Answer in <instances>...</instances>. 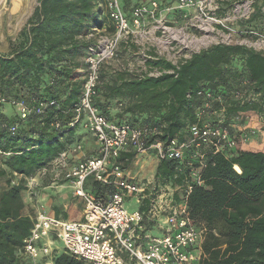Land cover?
I'll use <instances>...</instances> for the list:
<instances>
[{
  "label": "trees",
  "instance_id": "16d2710c",
  "mask_svg": "<svg viewBox=\"0 0 264 264\" xmlns=\"http://www.w3.org/2000/svg\"><path fill=\"white\" fill-rule=\"evenodd\" d=\"M151 1L121 0V4L130 16L132 6ZM158 1L164 7L175 0ZM233 1L223 0L220 9ZM107 2L40 0L17 39L9 42V52L0 53V149L4 153L0 178L11 176L0 195V264L25 263L22 249L34 227V217L24 213L26 181L70 149L72 138L84 130L70 123L83 95L84 58L97 45L90 35L104 27L109 35L115 34ZM254 8L246 23L251 26L264 17V0H255ZM132 50L138 51L139 45L132 38L123 41L116 58ZM146 67L147 71L137 73L128 67L113 68L110 62L103 65L95 106L109 121L157 126L163 141L182 137L195 122L200 106L197 93L210 90L226 97L224 126L245 124L241 114L250 112L264 122V52L244 44H213L177 66L151 51ZM153 70L160 75H151ZM236 91L246 98L236 100ZM2 99L7 102L3 104ZM21 100L33 107L44 103L46 108L42 115L32 114L24 120L18 113L14 117L6 114L7 104ZM219 119L211 121L219 123ZM14 125L18 126L15 132L11 130ZM248 143L239 144L229 157L223 153L210 156L202 174L204 184L195 185L189 195L190 215L208 233L197 264H264V145ZM125 157L129 158L126 168L136 155ZM176 166L173 160L160 161L156 179L173 181ZM184 177L176 183L183 185ZM87 188L100 199L108 198L112 190L97 182ZM53 260L55 264H86L64 250H57ZM45 262L43 258L40 264Z\"/></svg>",
  "mask_w": 264,
  "mask_h": 264
},
{
  "label": "built area",
  "instance_id": "2783aa9c",
  "mask_svg": "<svg viewBox=\"0 0 264 264\" xmlns=\"http://www.w3.org/2000/svg\"><path fill=\"white\" fill-rule=\"evenodd\" d=\"M195 5H205V9L213 6L208 0H177L172 7L167 6L162 11L160 2L152 0L132 6L128 16L121 0H108L107 12L116 28L115 34L109 35L104 27L90 35L96 39L97 45L85 58L87 69L83 95L75 106V116L70 123L71 126L81 125L92 135L98 144L97 154L70 166L71 155L82 149L81 145H76L63 151L39 173L42 176L53 174L54 180L63 178L68 181L75 196L86 204L85 213L82 221L72 222L46 213L36 215L34 227L22 249L24 264H40L43 258H46L45 264H55L53 256L58 249L53 250V245L57 238L64 242L66 253L86 264H197L201 261L207 227L191 217L189 195L195 185L204 184L202 174L210 156L223 153L229 157L230 151L239 144L251 141L249 131L255 130L253 121L245 120V124H232L229 128L224 126L226 97L214 91L200 90L195 122L182 137L163 141L159 127L115 124L95 106L102 83L101 69L104 64L115 61L120 43L131 38L138 40L145 31L146 21L152 19L155 26L151 40L168 44L167 49H171L179 39L172 37L170 30L182 35L185 32L167 26L164 12L187 11ZM166 34L170 40H162ZM173 64L178 66L180 63ZM150 74L160 75L152 71ZM233 97L244 100L246 95L236 91ZM1 102L5 104L7 100ZM12 105L23 120L32 114L42 115L46 108L44 103L33 107L24 100L12 102ZM213 117L220 118V122L213 123ZM249 117L248 113L241 114L242 120ZM54 125L61 127L59 122ZM17 129L16 125L11 128L13 132ZM150 152L158 162H177L174 182L164 183L157 180L156 175L151 179L130 175L124 165L129 160L125 155L135 153L140 157ZM3 155L0 149V158ZM183 174V185H179L176 180ZM38 180V177L28 180L29 190L38 185ZM91 181L112 188L108 198L100 199L89 192L86 187ZM127 198H136L138 207L135 210L128 209Z\"/></svg>",
  "mask_w": 264,
  "mask_h": 264
},
{
  "label": "rangeland",
  "instance_id": "374dc122",
  "mask_svg": "<svg viewBox=\"0 0 264 264\" xmlns=\"http://www.w3.org/2000/svg\"><path fill=\"white\" fill-rule=\"evenodd\" d=\"M1 1V0H0ZM37 1V2H36ZM177 0L172 4L167 5L172 7ZM212 1L213 6L205 9V5H195L189 8L187 11L176 10L166 13L164 22L167 26L172 27L175 30H182L185 32L187 41L190 43L195 38H204L207 36V42L205 43H195L186 44L181 40L176 41L171 49H167L168 44H161L157 41L151 40V33H153L155 23L152 19L146 21L145 31L141 33L142 35L137 39H133L134 42L138 41L139 50H132L131 52L119 55L115 61L110 62L113 68L116 67H128L130 71H136L141 73L147 71L146 56L154 51L155 53L161 54V56L172 60L174 63L178 64L183 59L188 58L195 52L201 51L211 47L213 44H239L247 45L248 47L254 48L256 51L264 52V17H261L256 25L251 26L246 24L250 17L255 13L254 3L255 0H236L233 1L231 6H222L223 0H208ZM225 1V0H224ZM11 2V3H10ZM40 0H30L26 5V10L19 9L17 12L13 11L12 0H7L0 5V53H8L10 50L9 42L15 41L22 31V28L26 25L28 20L33 16L35 8L39 5ZM252 4V5H251ZM8 5V6H7ZM133 5V4H132ZM162 7L164 11L165 7ZM249 6V8L247 7ZM225 9V11H223ZM19 13V14H18ZM13 15V16H11ZM264 16V15H263ZM20 17V18H19ZM204 24H203V22ZM20 24V25H19ZM256 26V27H255ZM207 31V32H206ZM149 33V34H148ZM153 36V34H152ZM168 38V39H167ZM170 40L169 34L162 38ZM197 44V45H196ZM166 48V49H165ZM85 59V58H84ZM87 66L85 65L84 70L81 71L83 77L86 75ZM157 74L156 70L152 71ZM86 78V77H85ZM8 110H10L9 116L14 117L17 115L18 110L15 107L7 105ZM244 120L253 121V126L255 127V132L250 144H256V147H262L264 145V122L258 116L253 115V117L245 118ZM92 137V135L84 130H80L76 138H86ZM76 138H72L74 145L77 143ZM248 143V144H249ZM78 144V143H77ZM82 150V149H81ZM157 157L150 152L148 155L136 157L134 161L127 167L131 174L134 176L135 173L142 171L143 174L148 173L149 176L154 174L156 168ZM11 176L0 178V195L7 189V180ZM39 184L33 185V188L29 190V181H26L27 191L23 194V200L26 205L24 213L36 216L38 211V204H35V194L41 190L43 185L40 184L41 181H48L47 176H42L38 174ZM17 183L19 179H14ZM51 182V181H50ZM43 192V191H42ZM41 192V193H42ZM127 207L130 211L135 210L138 207L136 198H127ZM53 245V250L62 251L64 248V242L61 239H55Z\"/></svg>",
  "mask_w": 264,
  "mask_h": 264
},
{
  "label": "crops",
  "instance_id": "0c3cea01",
  "mask_svg": "<svg viewBox=\"0 0 264 264\" xmlns=\"http://www.w3.org/2000/svg\"><path fill=\"white\" fill-rule=\"evenodd\" d=\"M8 109V106H6L4 111L6 112V114L9 115L8 112L10 110ZM248 115L250 117H253L254 113L250 112L248 113ZM252 127H254L253 123ZM76 141L78 144L76 143L75 146L81 145L82 150L76 154L71 155L70 166H73L76 162H79L81 159H86V157H94L97 154L98 150V144L93 137L76 138ZM158 164L159 162L157 161L156 168L154 170L155 172L151 176H149V173H151L150 171L146 174H143L142 171H140L138 173H135L134 176L131 174V171H128L130 175L134 178L139 177L142 179H151L157 173ZM47 177V179L49 180L41 181L40 184H44V186H42V188H39V190L41 191L35 194V204H38V211L36 215L40 213H46L49 216L59 218L65 221H82L86 209V204L83 202L82 199L75 196V191L72 185L63 178L59 180H54L53 174H49ZM91 182L87 184V187Z\"/></svg>",
  "mask_w": 264,
  "mask_h": 264
},
{
  "label": "bare ground",
  "instance_id": "6f19581e",
  "mask_svg": "<svg viewBox=\"0 0 264 264\" xmlns=\"http://www.w3.org/2000/svg\"><path fill=\"white\" fill-rule=\"evenodd\" d=\"M7 0H1L0 1V5L3 3V2H6ZM28 1L30 0H12L13 2V11L14 12H17L19 9H24L26 10V4ZM37 2V1H36ZM11 3V2H10ZM8 6V5H7ZM19 14V13H18ZM13 16V15H11ZM20 18V17H19ZM20 25V24H19ZM207 32V31H206ZM170 33L172 35V37L176 38V39H179L181 40L182 42L186 43V44H195V43H205L207 42V36L204 37V38H201V40L199 38H195L193 41H191L190 43L186 42L187 41V37L185 34H180L178 33L177 31H173V30H170ZM197 45V44H196Z\"/></svg>",
  "mask_w": 264,
  "mask_h": 264
},
{
  "label": "water",
  "instance_id": "95a60500",
  "mask_svg": "<svg viewBox=\"0 0 264 264\" xmlns=\"http://www.w3.org/2000/svg\"><path fill=\"white\" fill-rule=\"evenodd\" d=\"M39 5H40V3H39ZM240 169V168H239Z\"/></svg>",
  "mask_w": 264,
  "mask_h": 264
}]
</instances>
